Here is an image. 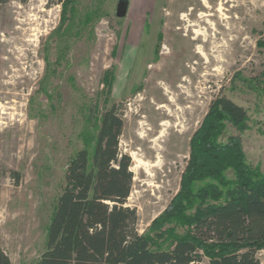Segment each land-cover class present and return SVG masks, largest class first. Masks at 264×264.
<instances>
[{"label":"rangeland","instance_id":"374dc122","mask_svg":"<svg viewBox=\"0 0 264 264\" xmlns=\"http://www.w3.org/2000/svg\"><path fill=\"white\" fill-rule=\"evenodd\" d=\"M207 1L214 13L223 4L229 18L217 13L214 29H198L225 42L227 52L208 69L199 54L191 61L199 65L187 75L191 97L180 93L166 58L182 49L178 28L196 36L180 16L193 6L190 20L198 21L209 12L202 0L0 3V104L14 108L7 116L0 109V229L12 264L39 261L67 167L81 149L93 150L100 115L113 104L124 120L120 150L134 172L127 205L154 248L189 231L176 218L155 223L180 191L191 138L218 97L248 114L247 129L228 122L222 141L240 136L247 161L264 171V0ZM197 43L194 51L208 52L203 37ZM258 259L264 264V250Z\"/></svg>","mask_w":264,"mask_h":264},{"label":"trees","instance_id":"16d2710c","mask_svg":"<svg viewBox=\"0 0 264 264\" xmlns=\"http://www.w3.org/2000/svg\"><path fill=\"white\" fill-rule=\"evenodd\" d=\"M99 121L93 150L81 149L67 167L37 264H260L264 171L247 161L240 136L222 141L228 122L247 129L243 106L218 97L192 136L182 187L155 223L176 218L189 226L169 248H154L140 234L137 210L127 205L134 172L131 156L120 150L124 120L117 105L106 108ZM198 182L205 184L197 188ZM0 264H12L1 229Z\"/></svg>","mask_w":264,"mask_h":264},{"label":"bare ground","instance_id":"6f19581e","mask_svg":"<svg viewBox=\"0 0 264 264\" xmlns=\"http://www.w3.org/2000/svg\"><path fill=\"white\" fill-rule=\"evenodd\" d=\"M204 2V7L209 12H201L199 15V19L196 22H192L190 20L191 16L194 14L195 7H190V12H181L180 19L183 21H186V31H190L193 28L194 33L196 34L195 37H190L188 34L181 35L179 31L181 29L178 28V31L176 32V37L181 43L180 51L173 53L171 52L170 55L167 56L166 60H171V63H167V70L172 74V80L174 83L178 84V87L180 88V93L186 94L188 97H191L192 95L189 93L188 88L190 87L189 81H188V74L196 73L197 67L199 66L198 63L194 61V63H191L192 60H194L199 54L202 59L205 60L206 69H208L210 66L222 64L224 63V58L226 57L227 52V44L225 42H220L216 38V35L212 34L211 36H208L204 31H200L198 27L202 25V23L211 24L212 29H214V22L212 21L213 18L217 16V13L220 14V18L228 19L229 16L222 12L224 10L223 4H220L219 8L217 9L218 12L214 13L211 12L213 8L210 5H207V0H202ZM214 26V27H213ZM189 27V28H188ZM216 30V29H215ZM216 33V32H215ZM200 37H203V43L205 46L208 47V52L201 49V47H197L196 51L193 50V46L197 45V41ZM189 61V62H185ZM199 68V67H198ZM214 70H217L216 68ZM207 71V70H206ZM197 74V73H196ZM205 75H208V73H205ZM204 77V76H203ZM2 85V83H1ZM164 85V84H163ZM187 85V86H186ZM164 89L167 91L166 93L170 94L171 92L167 89V86L164 87ZM178 90V89H177ZM194 97V95H193ZM170 101L172 104H175L174 97L170 98ZM9 104V101L6 102ZM11 103V102H10ZM15 103V102H14ZM176 105V104H175ZM160 108H165L166 111L171 112L168 106L165 104H161ZM1 109V115H9L10 113L8 110H11L14 108L9 107L7 105L0 104Z\"/></svg>","mask_w":264,"mask_h":264}]
</instances>
